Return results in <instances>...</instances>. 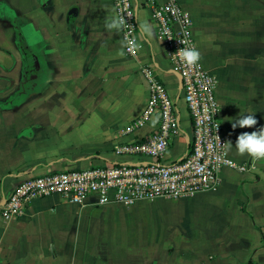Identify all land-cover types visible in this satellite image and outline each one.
<instances>
[{
  "label": "crops",
  "instance_id": "obj_1",
  "mask_svg": "<svg viewBox=\"0 0 264 264\" xmlns=\"http://www.w3.org/2000/svg\"><path fill=\"white\" fill-rule=\"evenodd\" d=\"M134 2L142 47L131 57L121 29L105 27L117 17L113 0H0V264H264V159L236 148L241 133L264 127V0H179L201 63L217 80L228 152L250 165L223 169L215 191L146 201L187 204L180 226L141 233L134 221L142 201L76 203L58 194L34 199L20 217L1 213L26 177L141 159L114 149L155 127L127 132L149 98L145 65L181 109L183 134L165 159L185 152L192 123L181 78L146 0ZM249 113L256 126L232 128Z\"/></svg>",
  "mask_w": 264,
  "mask_h": 264
},
{
  "label": "built area",
  "instance_id": "obj_2",
  "mask_svg": "<svg viewBox=\"0 0 264 264\" xmlns=\"http://www.w3.org/2000/svg\"><path fill=\"white\" fill-rule=\"evenodd\" d=\"M113 2L117 17L125 20L121 28L124 51L136 57L142 47L138 39L137 6L134 0ZM145 4L157 24L156 37L165 44L172 69L182 81L183 99L192 123L185 152L177 159H165L175 139L183 134L181 109L154 68L145 65L142 70L149 82V98L127 132L150 121L155 127L141 138L120 142L114 149L117 155L141 159L26 177L15 185L2 204L5 218L20 217L31 201L54 194L76 203L96 197L97 204L127 206L158 198L192 197L199 192L217 190L225 168L250 169L248 163L235 161L228 152L215 93L216 78L203 67L201 60L188 66L178 54L181 48L197 49L190 16L179 0H146ZM126 41H133L135 46H125Z\"/></svg>",
  "mask_w": 264,
  "mask_h": 264
},
{
  "label": "clouds",
  "instance_id": "obj_3",
  "mask_svg": "<svg viewBox=\"0 0 264 264\" xmlns=\"http://www.w3.org/2000/svg\"><path fill=\"white\" fill-rule=\"evenodd\" d=\"M125 24L123 17H111L106 19L105 27L108 30L116 29L119 30ZM140 30L142 33H148L150 31V26L145 23L140 24ZM125 46L129 48L134 47L133 41H126ZM181 61H183L188 66L196 65L200 59L201 54L196 48H181L178 51ZM258 124L255 115L253 114H240V116L232 123V128H252ZM231 143V142H228ZM237 151L243 155L248 154L253 159H264V127L259 128L251 133L244 132L241 133L236 141Z\"/></svg>",
  "mask_w": 264,
  "mask_h": 264
},
{
  "label": "rangeland",
  "instance_id": "obj_4",
  "mask_svg": "<svg viewBox=\"0 0 264 264\" xmlns=\"http://www.w3.org/2000/svg\"><path fill=\"white\" fill-rule=\"evenodd\" d=\"M182 103L187 107L184 100ZM167 161H169V159ZM142 202L141 213H137L136 220L134 221V225L138 228L140 227L141 233L145 230L157 231L158 227L164 232L169 231L171 227L173 228V226L178 223L180 226V221L183 220L182 217L185 216V213L189 208L187 204H183L177 209V200L172 202L170 200L161 199L154 202H146V200ZM146 207L149 209H144Z\"/></svg>",
  "mask_w": 264,
  "mask_h": 264
}]
</instances>
